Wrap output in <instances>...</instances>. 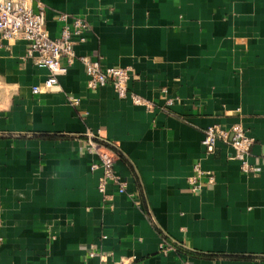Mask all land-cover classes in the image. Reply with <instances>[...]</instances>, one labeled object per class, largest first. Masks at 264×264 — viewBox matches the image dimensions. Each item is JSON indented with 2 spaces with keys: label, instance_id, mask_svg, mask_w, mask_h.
Masks as SVG:
<instances>
[{
  "label": "crops",
  "instance_id": "obj_1",
  "mask_svg": "<svg viewBox=\"0 0 264 264\" xmlns=\"http://www.w3.org/2000/svg\"><path fill=\"white\" fill-rule=\"evenodd\" d=\"M39 1L52 38L60 13L88 22L76 55L130 69V96L89 90L79 61L34 95L48 72L1 40L0 264H264V0ZM217 125L244 127L259 174L205 154ZM91 132L134 199L98 190ZM196 166L216 179L200 194Z\"/></svg>",
  "mask_w": 264,
  "mask_h": 264
},
{
  "label": "built area",
  "instance_id": "obj_2",
  "mask_svg": "<svg viewBox=\"0 0 264 264\" xmlns=\"http://www.w3.org/2000/svg\"><path fill=\"white\" fill-rule=\"evenodd\" d=\"M56 20L61 24L60 35L52 38L47 26L45 5L41 1L0 0V47L1 40L6 41L8 45L19 40L27 42L26 58L33 60L37 67L48 72V78L42 84L32 87L33 94L42 95L54 91L59 86V78L65 76L75 62L79 61L85 68L89 90L96 91L111 85L120 98L129 97L130 69L104 67L100 60L76 55L75 46L78 42L86 41L84 35L90 31L88 22L68 13H60ZM131 99L137 105L145 104L135 95H132ZM70 103L76 105L79 100L70 99ZM168 104L172 105V101ZM218 143L233 150L232 158L240 162L244 174H259L260 169L253 167L249 161L254 140L247 135L242 125H235L229 129L217 125L206 129L203 145L207 156L215 152ZM85 150L97 158L91 165V170L102 171L98 184L100 193L105 194L107 186L111 185L119 195L134 199L135 195L128 191V183L116 173L114 154L102 144L97 134L88 133ZM189 182L191 191L200 194L204 183L214 185L216 179L214 175L196 166ZM172 249L169 245L161 246L164 253ZM96 255V251H91V257ZM101 259L104 262L108 261L107 256Z\"/></svg>",
  "mask_w": 264,
  "mask_h": 264
}]
</instances>
